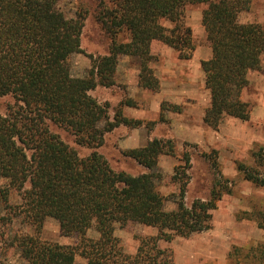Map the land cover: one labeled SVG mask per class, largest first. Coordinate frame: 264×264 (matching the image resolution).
<instances>
[{"label":"trees","instance_id":"obj_1","mask_svg":"<svg viewBox=\"0 0 264 264\" xmlns=\"http://www.w3.org/2000/svg\"><path fill=\"white\" fill-rule=\"evenodd\" d=\"M58 2L0 0V97L14 99L0 114V257L12 248L24 264H75L76 255L86 264H172V250L161 247L160 241L208 230L211 211L231 192L217 151L202 153L213 171L208 197L190 204L185 195L191 157L183 153V165L175 166L172 176L179 182L176 208L167 210L166 201L173 195L159 191L161 174L154 167L162 154H174L173 141L153 137L144 146L124 150V156L145 168L139 174L113 168L96 148L107 132L142 121L119 111L110 119L108 103L99 102L89 91L115 84L122 55L139 60V85L157 91L159 82L149 65L153 43L188 58L193 41L184 10L203 4L201 24L211 51L200 62L209 92L203 122L216 129L224 116L246 121L250 106L241 95L249 83L248 73L262 66L264 25L239 20L252 0H94L93 7L82 4L73 16H67ZM90 11L109 38L108 51L90 55L87 75L74 77L70 58L81 52L83 22ZM121 31L128 34L127 40H118ZM165 108L161 103V114ZM52 125L68 130L91 152L80 156ZM252 155L256 166L236 161V169L245 180L264 187V146ZM48 218L58 223L63 236H75L77 242L43 240L40 231ZM15 223L32 227L33 232L11 231ZM128 223L157 230L139 238L132 254L124 251L115 235L117 225ZM90 229L94 236H89ZM240 250L234 247L229 253V264H237L232 256ZM258 261L264 264V249Z\"/></svg>","mask_w":264,"mask_h":264},{"label":"rangeland","instance_id":"obj_2","mask_svg":"<svg viewBox=\"0 0 264 264\" xmlns=\"http://www.w3.org/2000/svg\"><path fill=\"white\" fill-rule=\"evenodd\" d=\"M82 4L88 8L94 6V0H59V8L67 15L73 16ZM203 4L186 6L184 21L192 32L193 48L186 53L188 58H180L178 52L172 54L162 43L154 42L151 48L153 59L150 67L158 79L159 89L152 91L135 86L139 72V60L120 56L113 86H97L89 93L101 103H108L109 117L114 118L116 111L139 115L138 126L121 124L105 134L104 143L96 148L115 169L125 170L131 174H139L145 170L134 159L123 155V151L131 147H140L153 137L171 139L174 154H162L154 170L161 174L158 183L159 191L164 195H173L166 201L165 208H176L174 199L179 192V182L172 178L175 166L183 165V153L187 151L191 157V167L187 170L188 184L185 201L187 204L195 198L208 197L212 185L213 171L210 163L202 153L217 151L219 168L229 180L231 192L222 196L217 208L212 210L211 227L208 230L193 233L188 237L176 236L171 241H160L161 247H169L173 252L172 264H229V253L234 247L240 252L234 253L232 261L237 264H260L258 257L264 249V187L245 180L236 169V161L249 166H256L253 151L264 146V58L259 70L248 73L249 83L242 91V99L250 106V118L246 121L224 116L219 126L214 129L203 122L205 103L209 102V94L202 77L197 73L198 57L204 58L210 48L201 24ZM239 20L258 22L264 25V0H252L248 11L242 12ZM80 47L81 52L70 58L71 74L84 77L90 67V55H105L108 51L109 38L96 22L90 11L83 22ZM162 23L170 26L169 22ZM128 34L121 31L118 40H127ZM131 57V56H130ZM201 62V61H200ZM182 66L185 77L179 82L190 84L193 88L176 89L173 78L162 73L163 68ZM127 70V71H126ZM192 72V74H190ZM159 74L158 75H156ZM138 80V77H137ZM130 101V102H128ZM14 102L11 95L0 97V114H5L8 106ZM161 103L166 104L162 111ZM159 105L156 116L151 106ZM179 107V108H177ZM130 118V117H127ZM130 119H135L131 117ZM138 128V129H136ZM141 128L142 130H139ZM52 129L80 156L91 152V148L80 145L74 136L65 128L52 125ZM136 145V146H132ZM139 145V146H138ZM24 232H33L32 227L18 223L10 226ZM157 230L151 226L128 223L116 226L115 235L120 239L126 253H134L139 238L155 235ZM89 236H94L90 229ZM40 237L43 240L73 245L75 236H63L58 223L51 218L44 221ZM5 254V255H4ZM240 260V261H238ZM0 264H24L14 249L9 248L2 253ZM75 264H86L85 259L76 255Z\"/></svg>","mask_w":264,"mask_h":264},{"label":"crops","instance_id":"obj_3","mask_svg":"<svg viewBox=\"0 0 264 264\" xmlns=\"http://www.w3.org/2000/svg\"><path fill=\"white\" fill-rule=\"evenodd\" d=\"M167 48H168V50H169L172 54L175 55V51H174L172 48H170V47H167ZM210 54H211V51H210V48H209V49H208V53H207V55H206L204 58L198 57V58L194 61V62L197 64V73H198L199 76H201V77H202L203 71H202V69H201L200 61L209 58ZM125 57H126V58H129V59H132V60H136V59H137V58L134 59L135 57H130V56H125ZM137 60H138V59H137ZM182 66H183V65H181V66H179V67H175V68H174V67H169V66H167V67L163 68L162 73L165 72L167 76L173 78V81H174L173 84H174V87H175L176 89H180V88H183V87H187V88L195 89V88H193L190 84H184V82H179V81H178L179 79H183V78L185 77V73H184V70H183ZM126 71H127V70H126ZM165 73H163V74H165ZM190 74H192V72H191ZM156 75L159 76V74H157V73H156ZM137 77H138V76H137ZM137 77H136V83H135V86L138 87V80H137ZM206 90H207V89H206ZM207 91H208V90H207ZM208 94H209V92H208ZM208 105H209V102L205 103V108L208 107ZM151 109H152L153 111H155V114H156V116H157V115H158V112H159V105H158V104H155V106L152 105V106H151ZM127 117H130V118H131V117H134L135 119H138L139 115H132V114L128 113V114H127ZM136 129H138V128H136ZM139 130H142V129L139 128ZM146 142H147V141H146ZM145 144H146V143L141 144V146H144ZM131 145H132V146H136V145H133V144H131ZM138 146H139V145H138Z\"/></svg>","mask_w":264,"mask_h":264}]
</instances>
